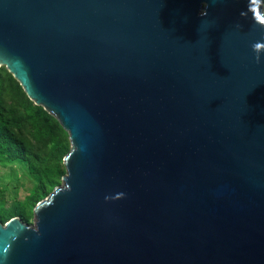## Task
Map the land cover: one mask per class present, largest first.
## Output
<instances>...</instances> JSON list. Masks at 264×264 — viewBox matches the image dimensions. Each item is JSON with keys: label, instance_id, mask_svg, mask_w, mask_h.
Segmentation results:
<instances>
[{"label": "water", "instance_id": "95a60500", "mask_svg": "<svg viewBox=\"0 0 264 264\" xmlns=\"http://www.w3.org/2000/svg\"><path fill=\"white\" fill-rule=\"evenodd\" d=\"M256 42L263 0H0V67L71 144L0 264H264Z\"/></svg>", "mask_w": 264, "mask_h": 264}, {"label": "trees", "instance_id": "16d2710c", "mask_svg": "<svg viewBox=\"0 0 264 264\" xmlns=\"http://www.w3.org/2000/svg\"><path fill=\"white\" fill-rule=\"evenodd\" d=\"M69 150V135L59 121L28 97L5 66L0 67V163L25 166L35 181L26 200L14 205L16 213L9 209L6 215L0 213L1 221L20 215L31 223L36 204L62 182ZM4 195L5 190L0 189V198Z\"/></svg>", "mask_w": 264, "mask_h": 264}, {"label": "rangeland", "instance_id": "374dc122", "mask_svg": "<svg viewBox=\"0 0 264 264\" xmlns=\"http://www.w3.org/2000/svg\"><path fill=\"white\" fill-rule=\"evenodd\" d=\"M34 183L35 181L31 180L29 174L26 172L25 166L14 163L8 165L0 163V189L5 190L4 197L0 198V213H4L5 211L6 215L7 211H11L15 208L14 205L17 203V200L19 202L25 201L32 191L35 185ZM24 207L27 208L28 204L26 203ZM12 212L16 213V210H12L9 213ZM27 215L30 217L29 213H27ZM26 218L27 217H25V219ZM33 221L34 213L31 216V223Z\"/></svg>", "mask_w": 264, "mask_h": 264}, {"label": "clouds", "instance_id": "9594fccd", "mask_svg": "<svg viewBox=\"0 0 264 264\" xmlns=\"http://www.w3.org/2000/svg\"><path fill=\"white\" fill-rule=\"evenodd\" d=\"M242 15H246V13H242ZM252 47L254 52L256 53L257 62H259L261 59V54H264V42H256Z\"/></svg>", "mask_w": 264, "mask_h": 264}]
</instances>
